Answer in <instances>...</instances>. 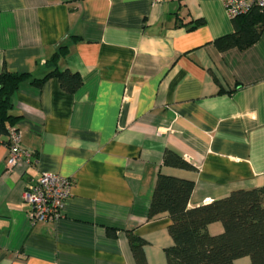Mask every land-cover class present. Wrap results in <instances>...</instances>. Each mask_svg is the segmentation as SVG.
I'll return each mask as SVG.
<instances>
[{
	"label": "crops",
	"instance_id": "1",
	"mask_svg": "<svg viewBox=\"0 0 264 264\" xmlns=\"http://www.w3.org/2000/svg\"><path fill=\"white\" fill-rule=\"evenodd\" d=\"M233 31L224 0H0V72L30 75L10 111L30 157L8 170L0 144V264H136L128 231L167 264L170 217L148 218L159 173L194 182L188 207L263 185L264 27L220 50ZM56 67L80 87L32 83ZM40 172L74 184L64 216L32 223L22 193Z\"/></svg>",
	"mask_w": 264,
	"mask_h": 264
},
{
	"label": "trees",
	"instance_id": "2",
	"mask_svg": "<svg viewBox=\"0 0 264 264\" xmlns=\"http://www.w3.org/2000/svg\"><path fill=\"white\" fill-rule=\"evenodd\" d=\"M234 31L216 40L220 50L245 49L258 40L264 27V12H251L232 18ZM195 25L190 26L193 28ZM60 47L51 57L64 54ZM30 77L28 73L2 70L0 72V136L7 135V127L20 116L11 114L12 96ZM49 77H57L64 91L72 93L82 84L77 73L52 69L42 78L32 79L40 86ZM0 140H2L0 138ZM5 142V140H2ZM164 163L191 169L192 165L176 153L166 150ZM194 187L192 180L159 173L153 188L148 218L167 213L172 244L165 248L167 264H264V183L259 187L237 189L227 196L195 207H188ZM222 224V231L211 234L208 225ZM108 233L114 234L113 229ZM129 243L136 264H148L143 246L146 241L128 231ZM242 262V258H246Z\"/></svg>",
	"mask_w": 264,
	"mask_h": 264
},
{
	"label": "built area",
	"instance_id": "3",
	"mask_svg": "<svg viewBox=\"0 0 264 264\" xmlns=\"http://www.w3.org/2000/svg\"><path fill=\"white\" fill-rule=\"evenodd\" d=\"M230 18L247 14L254 9L264 12V0H224ZM21 131L15 126L7 127L6 140H0L7 148L8 170L24 162L30 153L21 146ZM74 181L71 177L53 172H40L25 183L23 200L29 205L28 217L32 223L55 221L64 216L65 203L71 194Z\"/></svg>",
	"mask_w": 264,
	"mask_h": 264
}]
</instances>
